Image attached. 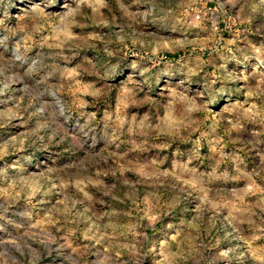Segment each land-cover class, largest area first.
Masks as SVG:
<instances>
[{"label": "rangeland", "instance_id": "obj_1", "mask_svg": "<svg viewBox=\"0 0 264 264\" xmlns=\"http://www.w3.org/2000/svg\"><path fill=\"white\" fill-rule=\"evenodd\" d=\"M0 264H264V0H0Z\"/></svg>", "mask_w": 264, "mask_h": 264}]
</instances>
